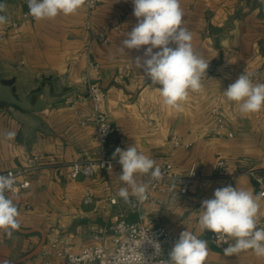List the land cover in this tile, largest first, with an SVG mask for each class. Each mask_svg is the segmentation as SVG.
I'll use <instances>...</instances> for the list:
<instances>
[{
    "label": "crops",
    "instance_id": "1",
    "mask_svg": "<svg viewBox=\"0 0 264 264\" xmlns=\"http://www.w3.org/2000/svg\"><path fill=\"white\" fill-rule=\"evenodd\" d=\"M2 3L0 15L7 22L0 24V81L9 84L19 100L42 86L29 110L0 105V170L24 167L33 156L40 158L30 187L5 194L17 206L18 228H40L45 233L42 252L21 264H45V253L61 263L63 258L54 255L57 248L76 253L95 244L111 247L116 240L111 226L119 219L149 221L201 236L208 232L201 233L198 223L201 202L213 198L217 188L231 184L254 194L247 176L217 178L214 166L224 158L229 173L247 166L264 168V109L241 114L222 92L244 71L252 74L253 83H264V0H180L181 26L192 33L193 48L209 67L201 89L189 90L179 109L165 105L159 85H152L136 66L135 58L143 56L147 46L120 50L137 23L131 0H100L92 11L82 6L75 14L39 21L22 17L28 2ZM219 34L224 36L216 48L213 37ZM89 62L98 70L88 69ZM88 82L103 90L102 107L117 128L110 137V152L135 144L156 164L168 160L181 173L196 165L201 179L187 195L180 196L171 185L168 196L153 194L162 203L141 202L129 189L125 202L118 195L126 187L119 179L122 167L99 172L93 179L69 178V163L95 160L99 153L94 127H81L74 113L90 109ZM217 100L225 117L221 131L209 114ZM174 140L180 145L174 146ZM148 180L149 174L137 175L138 182L148 185ZM229 238L225 248L235 243ZM39 240L38 232L0 229V264L25 256ZM207 246L203 264H264V257L252 250L225 254V248ZM170 251L166 248L165 255Z\"/></svg>",
    "mask_w": 264,
    "mask_h": 264
},
{
    "label": "clouds",
    "instance_id": "2",
    "mask_svg": "<svg viewBox=\"0 0 264 264\" xmlns=\"http://www.w3.org/2000/svg\"><path fill=\"white\" fill-rule=\"evenodd\" d=\"M131 3L137 23L126 33L120 50L139 51L147 46L143 56L135 58L136 66L152 85H159L164 104L179 109L189 90L201 89L209 61L195 52L192 33L181 26L180 0H131ZM84 4L85 0H28L29 15L38 21L54 19L61 13L75 14ZM4 9L5 4L0 2V12ZM6 22L7 17L0 15V24ZM251 77V73L244 71L222 91L244 115L264 109V83H253ZM7 135L12 137L14 133ZM113 158H118L122 166L119 179L126 185L120 188L118 195L128 202L131 189V195L138 201L146 200L148 185L138 182L137 175L150 174L153 179L159 178L161 170L156 161L140 152L135 144L127 149L117 147ZM7 191H15L14 179L0 176V229L10 231L19 227V212L12 199L5 195ZM259 200L260 197L251 191L231 184L217 188L213 198L201 202L198 218L201 233L208 230L234 238L235 243L224 249L225 254L252 250L256 256L264 257V228L257 227ZM207 256V241L185 230L168 253L167 264H203Z\"/></svg>",
    "mask_w": 264,
    "mask_h": 264
},
{
    "label": "built area",
    "instance_id": "3",
    "mask_svg": "<svg viewBox=\"0 0 264 264\" xmlns=\"http://www.w3.org/2000/svg\"><path fill=\"white\" fill-rule=\"evenodd\" d=\"M28 2V0H22ZM100 3V0H85V6L89 11L94 10ZM29 8L22 14L23 18H29ZM14 26L16 24H13ZM88 69L97 71L98 65L92 62L88 63ZM88 100L90 109H75V117L81 127L93 126L95 129L94 142L99 149L97 159L95 160H76L69 163L66 168L70 179L76 180L93 179L99 172L107 173L116 167H122L118 163V158H113L111 153L112 144L110 137L116 134L117 128L112 124L107 112L103 109L104 92L97 84L87 83ZM72 103L71 100H69ZM209 114L213 120V125L218 131L225 128V117L222 113L220 100L210 108ZM106 128V129H105ZM231 137L232 135L229 134ZM178 140H174V146H179ZM40 158L33 156L27 162V165L17 169L0 170V176H7L14 179L15 191L6 193L19 194L30 187L31 174L37 169ZM161 170V176L153 179L149 174L147 199L144 201H156L162 203L163 199H155L153 194L159 193L162 196H168L171 185H175L180 196L188 194L190 187L199 179L201 173L196 165H192L186 173H181L170 161L164 160L157 163ZM111 166V168H109ZM229 166L224 158H218L214 166V175L217 178H234L239 175L247 176L253 183L254 195L259 196L260 208L258 211L257 227L264 228V218L262 210L264 209V168L247 166L237 168L229 173ZM5 193V194H6ZM115 203V200H110ZM111 230L116 235V240L111 247L103 244H95L82 248L79 252L72 253L64 248H57L54 255L63 258V262L55 263L52 257H48L45 264H167L168 256L165 255L166 248L172 249L175 241L185 229L178 231L164 226H154L149 221H128L125 219L117 220ZM197 236V235H196ZM204 239L208 244L214 245L218 249H224L229 243L230 238L222 234H215L211 231L197 236ZM227 241L224 243L223 241ZM158 243V244H157Z\"/></svg>",
    "mask_w": 264,
    "mask_h": 264
},
{
    "label": "water",
    "instance_id": "4",
    "mask_svg": "<svg viewBox=\"0 0 264 264\" xmlns=\"http://www.w3.org/2000/svg\"><path fill=\"white\" fill-rule=\"evenodd\" d=\"M2 2V0H0ZM223 34H219L213 37V41L215 42V47H219V39L223 37ZM40 90L42 88L41 85H39ZM40 90L37 92H32L30 93L24 100H19L16 98L14 95L13 89L9 84H6L2 81H0V105H11L17 108H20L21 110H29L31 107V100L34 96H37L40 93ZM16 232H19L21 234H29L32 232H38L40 234V240L38 244L36 245L35 248H33L28 254L25 256L19 258L18 260L10 262V264H21L24 263L25 261L39 255L42 252V248L45 244V233L42 229L40 228H35V229H29V230H24L21 228H16V229H11Z\"/></svg>",
    "mask_w": 264,
    "mask_h": 264
}]
</instances>
